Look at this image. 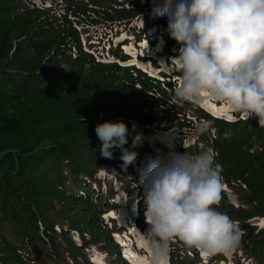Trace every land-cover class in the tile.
Returning a JSON list of instances; mask_svg holds the SVG:
<instances>
[{
    "label": "rangeland",
    "instance_id": "rangeland-1",
    "mask_svg": "<svg viewBox=\"0 0 264 264\" xmlns=\"http://www.w3.org/2000/svg\"><path fill=\"white\" fill-rule=\"evenodd\" d=\"M166 26L165 17L153 16L152 0H0V73L19 79L17 86L0 81V159L7 152L25 151L43 158L22 178L19 170L5 177L0 172V206L19 216L16 227L36 223L42 232V244L32 252L15 248L28 264H51L39 256L38 250L46 248L58 253L54 261L59 264H129L116 236L150 264L138 169L158 152L196 153L201 144L215 149L216 163L231 175L228 180L221 173L220 196L226 202L221 198L217 210L235 221L243 235L230 255L208 256L207 261L200 251L175 240L168 264L264 262V246L253 250L249 245L259 232L264 239L259 226L264 220V127L233 111L232 122L213 116L202 96L182 105L174 102L179 46ZM56 35L63 41L58 48L50 45L59 42ZM107 121H122L130 130L135 124L133 135L145 138L142 147L131 149L138 156L127 169L121 168L120 149L113 159L100 156L95 128ZM201 122L210 129L197 135ZM169 132L171 147L157 138ZM128 140L125 147L132 137ZM8 230V225L0 227V255H14L3 246L15 242ZM140 238L147 250L138 247Z\"/></svg>",
    "mask_w": 264,
    "mask_h": 264
},
{
    "label": "clouds",
    "instance_id": "clouds-1",
    "mask_svg": "<svg viewBox=\"0 0 264 264\" xmlns=\"http://www.w3.org/2000/svg\"><path fill=\"white\" fill-rule=\"evenodd\" d=\"M152 14L166 18L165 31L179 46L174 102H193L207 93L264 127V0H152ZM136 128L133 124L130 130L122 121L97 124L100 156L113 159L120 149L121 168L134 165L138 153L131 149L145 143L142 134L133 135ZM209 129L208 122H201L196 134ZM169 134L157 138L171 147ZM224 135L229 138L231 132ZM130 136L131 145L125 147ZM216 158L214 148L201 144L196 153L158 152L138 169L150 264H168L175 240L209 257L230 255L239 246L243 233L217 210L222 166Z\"/></svg>",
    "mask_w": 264,
    "mask_h": 264
},
{
    "label": "trees",
    "instance_id": "trees-1",
    "mask_svg": "<svg viewBox=\"0 0 264 264\" xmlns=\"http://www.w3.org/2000/svg\"><path fill=\"white\" fill-rule=\"evenodd\" d=\"M111 32H112V30H109V33H111ZM8 34L12 38V33H8ZM19 34H21V32H18V36H19ZM25 35H27V33ZM4 37L7 38L6 42H8L9 39L7 36H3L1 38H4ZM55 37L58 38L59 42L50 41L51 42L50 45L53 46L55 44V46H56L58 44H62L61 43V42H63L62 37L58 36V35H56ZM151 44H152V42H151ZM166 46H167V42L165 44V49H167ZM58 47H60V46H56V48H58ZM15 78L16 77L8 76L7 73H0V81L2 83L3 82H9L12 86H14V85H16L15 81L19 80V79H15ZM5 152H7V151H5ZM0 153H2V151H0ZM35 153H36V151H25L22 154H20L18 152L16 154H13V152H7L6 157L0 159V172H2L3 176L5 177L7 175H11L12 173L15 174V172L19 170L18 177L22 178L26 174L27 170H32V168H36L39 164V160L41 161L43 159L41 153L40 154H38V153L35 154ZM2 156H4V155H2ZM225 174H226L228 180H230L231 175L229 176L225 171H223V168H222V175H225ZM233 174H235V171H233ZM51 182L55 183L54 181H51ZM43 184H47V181L43 182ZM58 184L61 187H64L63 184H61V183H58ZM0 191L3 192L2 189H0ZM63 198L65 200L70 199V197H66L65 195H63ZM221 198L224 200L223 196H221ZM3 206H5V205H3ZM20 206L23 207V204H21ZM29 212L31 213V216H33L32 211H29ZM16 221H18V222L20 221L19 216H15L14 214L9 215L7 210L4 209L2 206H0V223H1L0 227L6 228V226L8 225L10 230L5 231V232L8 234V236H13L15 239V242L12 243L11 245H9L7 242H6L7 244L4 243L3 246L8 250V252L10 254H14V255H9L7 252L2 253L0 255V264H14V261H18L17 264H28L26 262V259L20 258L16 254L15 248L20 247L22 251H24L28 254L29 252H32V250L36 247V245L38 243L42 244V242H41L42 240L38 239L39 237H41L42 232L39 231V228L36 225V223H27V224H24L23 228H18L15 225ZM29 231L31 232V234L29 233ZM39 232H41V233H39ZM249 232L252 233V231H249ZM259 234H261V232H259L258 235H256V237L253 239V241H252L253 245H252V243L249 244L253 250L256 248L261 249V247L264 246V239L262 237H260ZM48 237H50V236H48ZM52 238L53 237H50L49 241H51ZM246 240L251 242V240H249V239H246ZM246 244L248 245L247 242H246ZM38 251H39L40 257L47 258V260H46L47 263H49L48 259H51L52 260L51 264H59V263L54 261V259L59 257L57 252L52 251L49 248L39 249ZM253 253H255L257 255V253L255 251H253ZM14 256H16L15 259H14ZM261 259H262V261L264 260L262 257H261ZM263 263L264 262H262V264Z\"/></svg>",
    "mask_w": 264,
    "mask_h": 264
},
{
    "label": "snow or ice",
    "instance_id": "snow-or-ice-1",
    "mask_svg": "<svg viewBox=\"0 0 264 264\" xmlns=\"http://www.w3.org/2000/svg\"><path fill=\"white\" fill-rule=\"evenodd\" d=\"M175 63V62H174ZM176 64V63H175ZM178 66V64H176ZM179 67V66H178ZM202 97L205 99V103L203 107L207 109L213 116H224L226 117L228 122H232L234 120L233 115H230L229 113L232 111V109L228 106H221L217 107L215 104L209 102L207 93H203ZM103 175V173H101ZM112 214L110 213L109 216ZM107 218V217H106ZM259 226L261 228H264V220L259 221ZM116 239L118 242L121 243L122 248L124 249L123 255L127 261H129V264H149V261L146 257H141L131 251L128 247V244L125 243L120 236H116ZM138 247L141 249H148L147 243L143 240V238H140L138 241ZM148 254L151 255L150 250H148ZM202 257L205 261H207L208 255L205 253H201ZM94 264H97V262L94 261Z\"/></svg>",
    "mask_w": 264,
    "mask_h": 264
}]
</instances>
